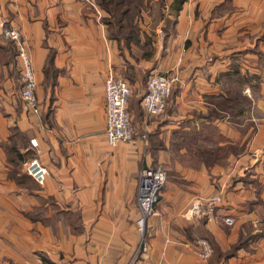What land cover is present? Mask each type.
<instances>
[{
	"label": "crops",
	"instance_id": "0c3cea01",
	"mask_svg": "<svg viewBox=\"0 0 264 264\" xmlns=\"http://www.w3.org/2000/svg\"><path fill=\"white\" fill-rule=\"evenodd\" d=\"M172 1L158 10L171 19L170 31L163 19L150 30V10L139 13L141 32L155 49L151 57L143 37L129 46L110 37L102 21L109 16L97 5L0 0L4 264H264V234H242L238 255L230 257L239 234L223 222L264 226V0H186L177 12ZM2 22L20 31L30 53L38 117L21 110L20 64L1 35ZM151 58L156 71L174 70L178 82L158 117L147 119L142 104L137 115L132 106L133 140L111 149L104 136L105 78L113 72L133 84L129 75L152 71ZM188 133L197 139L186 146ZM216 150L226 156L208 159ZM32 158L48 170L43 186L25 173ZM183 158L197 163L186 166ZM154 165L172 179L147 223L142 252L138 176ZM219 192L223 201L213 218L182 216L195 197ZM251 200L255 211L244 207ZM198 240L212 249L206 262L196 257Z\"/></svg>",
	"mask_w": 264,
	"mask_h": 264
},
{
	"label": "built area",
	"instance_id": "2783aa9c",
	"mask_svg": "<svg viewBox=\"0 0 264 264\" xmlns=\"http://www.w3.org/2000/svg\"><path fill=\"white\" fill-rule=\"evenodd\" d=\"M78 1L95 10L97 9L94 0ZM1 27L2 37L13 45L20 64L19 98L21 110L26 116L38 117L40 109L36 97V79L28 48L16 27L4 22H2ZM176 81H178V76L172 70L150 74L146 84V93L141 102L148 118L159 116L164 112L171 88ZM130 96L131 90L125 80L113 72H109L104 81V136L108 147L111 149L133 140L134 127L128 112ZM142 137L145 139L144 136ZM29 143L31 148L37 147L35 140H30ZM25 173L38 186H43L49 175L48 170L36 158L30 159L26 163ZM166 180L167 173L159 166L143 168L139 172L136 197L139 217L136 221V230L140 236L138 249L142 252L147 249L145 245L146 226L151 218L157 216L156 206L159 203ZM221 204L222 197L220 194L208 198L195 197L182 216L186 220L202 217L211 219L215 209ZM223 222L225 226L231 227L234 224V219L226 217ZM197 245L196 257L198 260L208 261L212 255L209 243L205 240H198ZM0 264L4 263L0 261Z\"/></svg>",
	"mask_w": 264,
	"mask_h": 264
},
{
	"label": "rangeland",
	"instance_id": "374dc122",
	"mask_svg": "<svg viewBox=\"0 0 264 264\" xmlns=\"http://www.w3.org/2000/svg\"><path fill=\"white\" fill-rule=\"evenodd\" d=\"M163 1V4H164V6H165V0H158V2H155V3H151V2H145V5H146V9H149L150 11V25H149V28H150V30H154V27L156 26V23L157 22H159V21H161L162 19H163V22H162V26L165 28V30L166 31H170L171 30V27H172V21H171V19L169 20H165L164 19V17H162V16H158V10L159 9H162V8H160V5H161V2ZM95 2V1H94ZM163 6V7H164ZM170 7V6H169ZM142 21V20H141ZM152 31H150V32H152ZM165 33V32H164ZM151 34V33H150ZM152 35V34H151ZM142 50H143V52H150V48L149 47H147L146 45H144V49L142 48ZM15 51V50H14ZM155 51V49H154V47H153V52ZM139 52V50H137V53ZM152 59V58H151ZM152 61V71H146L145 73H142V72H138V71H136V72H132L129 76H135V78H136V80L134 81V80H131V82H135L136 83V86H133V84H135V83H133V84H131L130 82H128V80H126L127 82H128V86H130V90H131V96H130V98H129V101H128V112H129V115H130V118H131V121H132V125H133V127H134V124H133V119H132V115H131V113H130V108L132 107V106H134L135 107V109H136V114L137 115H140L141 116V112H142V108H141V106H140V104H141V102H142V99L144 98V95H145V93H146V91H145V88H146V84H147V79H148V76H150V74L151 73H153V72H160V71H156V68H155V64H156V62H155V60L154 59H152L151 60ZM171 71V70H170ZM172 71H174V70H172ZM175 72V71H174ZM176 74V76H178V74L177 73H175ZM119 76H122L123 78H124V75L123 74H120ZM125 79V78H124ZM178 81H176L174 84H173V86L177 83ZM173 86H172V88H171V91H172V89H173ZM171 91H170V94H171ZM169 97H170V95H169ZM168 97V98H169ZM168 100V99H167ZM237 101H238V99H236ZM236 101V102H237ZM166 103H167V101H166ZM247 105H249L250 103H249V101H247V103H246ZM146 117V116H145ZM156 117H158V116H156ZM147 119H148V117H147ZM145 121L147 122V120L145 119ZM134 133H135V127H134ZM143 136L145 137V138H147V135H146V133H143ZM196 140L197 138L195 137V135L193 136V134L192 135H189V133L187 134V135H182V140H183V143L186 145V146H188L189 144L188 143H190L191 144V141L192 140ZM234 149H236V148H234ZM219 151H221V150H219ZM225 152H227V150H225ZM229 152L231 153V154H234V153H236V151L235 150H229ZM214 154H216V155H212L211 154V152L209 151V152H207V154H206V156H207V158L208 159H210V158H218V157H221V156H226V153L225 154H219V152H217V150H216V153H214ZM219 154V155H218ZM182 163L184 164V165H186V166H191V165H194L195 163H197V161L195 162L194 160H191L190 158H183L182 160ZM215 161H218V160H215ZM222 163H224V161L222 160L221 162L220 161H218V164L219 165H221ZM154 166H157V165H154ZM166 170V169H165ZM167 172V180H166V184H165V186H164V188L162 189V192L164 191V189L167 187V184H168V181H171V179H172V177L171 176H169V171L168 170H166ZM243 182V181H245V182H248V181H251V179H249V178H243L242 180L240 179V178H238V182L237 183H239V182ZM161 192V193H162ZM221 195V197H222V201H223V193L222 192H219L217 195ZM159 201H160V198H159ZM256 201H248V202H246L245 204H244V207H246V210L248 209V210H252V211H255L254 209H252V206H254L253 204L255 203ZM235 219V218H234ZM227 227V226H226ZM228 229H227V232H231V233H238L239 234V239L237 240V242L236 243H234L233 245H231V247H230V250L228 251L229 253H231V256L230 257H234L235 255H238V250L240 249V246H241V244H242V241H243V239L244 238H242V237H244L242 234H246L247 233V235L248 234H251V233H263L264 234V226H260V225H256V224H250V225H248V226H244V225H241V224H239V223H236V220L234 221V224H233V226H231V227H227ZM206 242H208V241H206ZM222 258H223V255H222ZM221 258V259H222ZM224 259V258H223ZM4 263V262H3Z\"/></svg>",
	"mask_w": 264,
	"mask_h": 264
},
{
	"label": "trees",
	"instance_id": "16d2710c",
	"mask_svg": "<svg viewBox=\"0 0 264 264\" xmlns=\"http://www.w3.org/2000/svg\"><path fill=\"white\" fill-rule=\"evenodd\" d=\"M96 5L105 13L108 18L102 21L110 27V37L124 41L126 46L130 43L138 45L140 37L144 38V45L149 46L150 52H145V56H153L152 42L147 38L139 27V13L146 9L145 2L151 0H94ZM186 0H173L170 8L174 12L181 9ZM163 1L160 8H163Z\"/></svg>",
	"mask_w": 264,
	"mask_h": 264
}]
</instances>
